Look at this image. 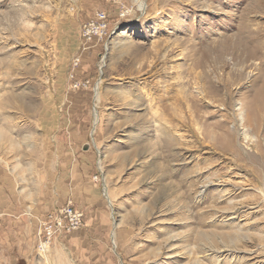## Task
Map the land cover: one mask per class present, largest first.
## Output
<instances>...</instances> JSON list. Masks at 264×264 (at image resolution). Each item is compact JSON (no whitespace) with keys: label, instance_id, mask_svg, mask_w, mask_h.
<instances>
[{"label":"rangeland","instance_id":"374dc122","mask_svg":"<svg viewBox=\"0 0 264 264\" xmlns=\"http://www.w3.org/2000/svg\"><path fill=\"white\" fill-rule=\"evenodd\" d=\"M51 135L87 218L34 264H264V0H0V167Z\"/></svg>","mask_w":264,"mask_h":264},{"label":"crops","instance_id":"0c3cea01","mask_svg":"<svg viewBox=\"0 0 264 264\" xmlns=\"http://www.w3.org/2000/svg\"><path fill=\"white\" fill-rule=\"evenodd\" d=\"M49 140L53 142L46 154L49 158L34 186H24L20 176L0 167V264L5 260L12 264H34L40 219L69 202L84 212L86 222L85 210L77 205V137H66L65 149L58 148L61 145L58 136L51 135ZM74 233L59 236L56 242H68Z\"/></svg>","mask_w":264,"mask_h":264},{"label":"built area","instance_id":"2783aa9c","mask_svg":"<svg viewBox=\"0 0 264 264\" xmlns=\"http://www.w3.org/2000/svg\"><path fill=\"white\" fill-rule=\"evenodd\" d=\"M121 17H125L122 13ZM110 22L106 11L99 10L89 23L84 25L83 37L86 44L96 38L104 40L109 34ZM84 212L75 208L72 202L40 219V239L38 250L42 253L49 251L52 244L66 233H74L83 226ZM43 245L48 246L43 250Z\"/></svg>","mask_w":264,"mask_h":264},{"label":"bare ground","instance_id":"6f19581e","mask_svg":"<svg viewBox=\"0 0 264 264\" xmlns=\"http://www.w3.org/2000/svg\"><path fill=\"white\" fill-rule=\"evenodd\" d=\"M140 7H141V9L142 10H144L145 9V6H144V4L142 3L141 5H140ZM48 248V246H45V245H43V249H47Z\"/></svg>","mask_w":264,"mask_h":264},{"label":"water","instance_id":"95a60500","mask_svg":"<svg viewBox=\"0 0 264 264\" xmlns=\"http://www.w3.org/2000/svg\"><path fill=\"white\" fill-rule=\"evenodd\" d=\"M88 147H85V149H87Z\"/></svg>","mask_w":264,"mask_h":264}]
</instances>
